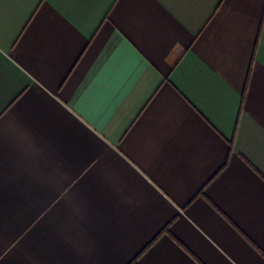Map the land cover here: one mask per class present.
I'll return each mask as SVG.
<instances>
[{
	"label": "crops",
	"instance_id": "0c3cea01",
	"mask_svg": "<svg viewBox=\"0 0 264 264\" xmlns=\"http://www.w3.org/2000/svg\"><path fill=\"white\" fill-rule=\"evenodd\" d=\"M0 264H264V0H0Z\"/></svg>",
	"mask_w": 264,
	"mask_h": 264
}]
</instances>
